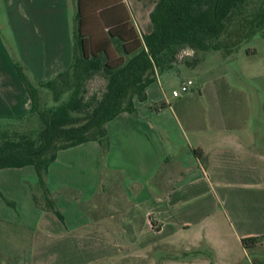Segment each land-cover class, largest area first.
Instances as JSON below:
<instances>
[{"label": "crops", "instance_id": "1", "mask_svg": "<svg viewBox=\"0 0 264 264\" xmlns=\"http://www.w3.org/2000/svg\"><path fill=\"white\" fill-rule=\"evenodd\" d=\"M156 1L7 0L16 50L0 30V123L12 124L31 108L15 64L34 86L69 66L77 9L85 55L105 48L119 62L120 56L111 55L110 31L141 40L152 29L142 13H150ZM201 53L197 66L210 52ZM176 65L157 74L146 101L134 100V113L106 124L102 143L57 153L45 193L61 218L43 207L32 167L0 170L2 215L4 200L15 199L25 200L36 213L29 218L34 231L27 264H116L154 250L162 255L161 264H235L240 254L252 255L251 264H264V244L241 245L243 238L264 237V155L257 144L264 138L250 128L248 98L220 77L207 82L200 75L199 87L192 78L177 82L191 80L194 86L173 97L175 90L170 94L167 87L171 79L163 80L162 74ZM196 149L202 158L194 156ZM220 203L239 249L230 251L219 242L222 235L213 232L212 214ZM191 232L193 239L185 240Z\"/></svg>", "mask_w": 264, "mask_h": 264}, {"label": "trees", "instance_id": "2", "mask_svg": "<svg viewBox=\"0 0 264 264\" xmlns=\"http://www.w3.org/2000/svg\"><path fill=\"white\" fill-rule=\"evenodd\" d=\"M149 19L152 29L141 40H125L118 30L110 31L112 46L122 58L117 62L105 48L91 57L85 55L77 9L72 57L65 70L34 86L15 64L31 108L13 126L0 130V170L32 167L46 210L58 218L61 216L55 204L45 193V178L57 153L87 142L102 143L106 124L122 113H134V100L146 101V89L156 81L158 73L174 64L193 69L199 62L198 52L232 55L246 40L264 33V0H157ZM120 31L124 32L122 26ZM189 52L191 55L186 54ZM95 81L102 84L100 89L91 88ZM40 89L51 93V106L41 107ZM30 121L37 126L19 128ZM193 154L202 158L198 149ZM259 244H264V237L241 239L245 249Z\"/></svg>", "mask_w": 264, "mask_h": 264}, {"label": "rangeland", "instance_id": "3", "mask_svg": "<svg viewBox=\"0 0 264 264\" xmlns=\"http://www.w3.org/2000/svg\"><path fill=\"white\" fill-rule=\"evenodd\" d=\"M9 1L16 2V0ZM6 5L7 0H0V30L5 34L9 45L13 50H16V42L14 36H12L13 33L11 25L9 24V17L11 16L6 11ZM142 16H144L145 20L151 26L149 12H143ZM139 25L145 31V28L140 22ZM111 50V55L114 58L118 57L113 46ZM248 51H254L256 54L248 55ZM203 55L205 54L198 52L199 58ZM215 55H218L216 57L219 58L216 59ZM219 55V53L214 52L208 53L205 61L197 66L195 70H189L190 68L188 69L183 64H179L173 70L162 74L163 80H168L169 77L171 79L167 81L168 92L171 94L172 90H178L180 86L178 83L183 78L195 79L196 86L199 87L201 82L197 77L198 75L202 76L207 82L220 77L223 79V82L235 88L234 90L239 89L241 92L244 91V97L248 98L250 108V128L251 130L253 129V133H258L260 137L264 138V33H257L253 38L246 40L239 47V50L229 59H224ZM185 73H189L190 76H186ZM101 87L102 84L97 81L91 85V88L94 90L100 89ZM195 92L197 93V89ZM39 99L42 108L53 104L52 95L47 90H39ZM11 126H13V123L7 125L0 123V130L10 128ZM16 126L19 125L16 124ZM34 126L37 125L30 121L27 123L24 122L19 128L21 130H29ZM257 144L258 148H262V154L264 155V141H260ZM247 193H249L248 195H252L253 192ZM38 199L37 197L35 198V204L38 203ZM39 202L42 204L41 201ZM4 203L7 205L5 214L2 215L3 212L0 209V264H27L29 262L28 250L30 249L33 230V227H30L32 225L29 222V218L33 215L35 216L36 213L29 203L22 199H15V203L9 201ZM40 204H37V208L39 209L42 208ZM43 207H45V202ZM38 212L40 213V211ZM212 215H215L213 232H219L222 235L219 242L223 243L230 251L239 249V244L235 242L230 233V221L226 216L228 214L226 213L224 203H220ZM2 216L8 220H2ZM193 236V232L187 233L185 240L190 241L193 239ZM250 256L245 257L240 254L236 258L235 264H251L253 259L252 255ZM162 260L163 257L159 251L154 250L148 256L125 260L116 264H161Z\"/></svg>", "mask_w": 264, "mask_h": 264}, {"label": "built area", "instance_id": "4", "mask_svg": "<svg viewBox=\"0 0 264 264\" xmlns=\"http://www.w3.org/2000/svg\"><path fill=\"white\" fill-rule=\"evenodd\" d=\"M186 54L191 55L190 53H186ZM193 86L194 84L191 80H186L180 84L178 90L172 92V95L173 97H178L180 94L188 93Z\"/></svg>", "mask_w": 264, "mask_h": 264}]
</instances>
